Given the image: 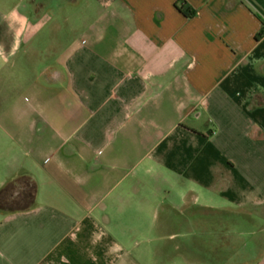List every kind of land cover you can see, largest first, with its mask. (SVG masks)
<instances>
[{"label":"crops","instance_id":"obj_1","mask_svg":"<svg viewBox=\"0 0 264 264\" xmlns=\"http://www.w3.org/2000/svg\"><path fill=\"white\" fill-rule=\"evenodd\" d=\"M0 264H264V0H0Z\"/></svg>","mask_w":264,"mask_h":264},{"label":"trees","instance_id":"obj_2","mask_svg":"<svg viewBox=\"0 0 264 264\" xmlns=\"http://www.w3.org/2000/svg\"><path fill=\"white\" fill-rule=\"evenodd\" d=\"M176 8L178 9V11L180 13H182L185 17L190 18L193 16L192 12H189V10H187L185 8L184 4H175ZM256 38H261V34L257 35Z\"/></svg>","mask_w":264,"mask_h":264},{"label":"rangeland","instance_id":"obj_3","mask_svg":"<svg viewBox=\"0 0 264 264\" xmlns=\"http://www.w3.org/2000/svg\"><path fill=\"white\" fill-rule=\"evenodd\" d=\"M75 19V18H74ZM75 23V22H74ZM193 119L191 118V120H190V125H193V124H198V123H203L202 121L204 120L203 118L201 119V120H199L198 122H194V121H192ZM187 122H189V121H187Z\"/></svg>","mask_w":264,"mask_h":264}]
</instances>
